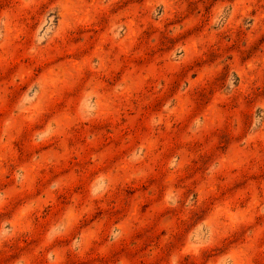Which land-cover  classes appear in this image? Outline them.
<instances>
[{
	"label": "rangeland",
	"instance_id": "374dc122",
	"mask_svg": "<svg viewBox=\"0 0 264 264\" xmlns=\"http://www.w3.org/2000/svg\"><path fill=\"white\" fill-rule=\"evenodd\" d=\"M0 264H264V0H0Z\"/></svg>",
	"mask_w": 264,
	"mask_h": 264
}]
</instances>
